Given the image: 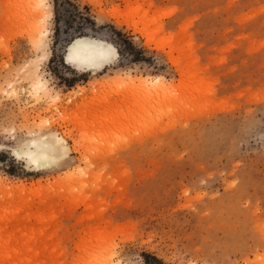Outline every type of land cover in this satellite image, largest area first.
<instances>
[{
    "label": "rangeland",
    "instance_id": "374dc122",
    "mask_svg": "<svg viewBox=\"0 0 264 264\" xmlns=\"http://www.w3.org/2000/svg\"><path fill=\"white\" fill-rule=\"evenodd\" d=\"M40 6L0 0V264H264V0ZM85 35L119 51L98 74L65 62ZM45 134L70 154L36 171Z\"/></svg>",
    "mask_w": 264,
    "mask_h": 264
},
{
    "label": "bare ground",
    "instance_id": "6f19581e",
    "mask_svg": "<svg viewBox=\"0 0 264 264\" xmlns=\"http://www.w3.org/2000/svg\"><path fill=\"white\" fill-rule=\"evenodd\" d=\"M44 1L46 0H39L41 4L40 7L43 6ZM42 8H39L38 12L42 11ZM41 32L43 31H39L38 27H36L34 32L35 37H44L48 33ZM36 44L40 51L42 50V52H45L42 56L48 57L49 52L46 48L47 45L42 37ZM118 57L119 51L113 44L103 39L92 38L85 35L76 37L68 45L65 53V62L80 72L98 74L104 71L107 66L113 64ZM32 66V63L26 66L25 74L32 80L33 93L36 96H40L41 94L50 96V88L47 79L40 74V67L35 66L34 68ZM130 79L129 85L136 82L135 78L131 77ZM146 81L141 82V84H143L141 86L142 89L147 86L148 90L154 92H166L168 90V88L165 87L162 77L158 76L155 79ZM112 82V80H106L105 82H98L95 86H110ZM12 87L14 88V85H12ZM81 90L84 92L86 89L84 86H81ZM69 154L70 147L68 139L60 134H45L40 137L32 138L25 143L22 150H14V155L23 158L27 166L36 171L47 170L58 165L60 162L64 161ZM104 264H121V262L118 260L116 261L113 254H109L106 256Z\"/></svg>",
    "mask_w": 264,
    "mask_h": 264
},
{
    "label": "trees",
    "instance_id": "16d2710c",
    "mask_svg": "<svg viewBox=\"0 0 264 264\" xmlns=\"http://www.w3.org/2000/svg\"><path fill=\"white\" fill-rule=\"evenodd\" d=\"M116 34L120 36L122 33L120 31H117ZM150 257H152L154 260H156L157 264H163V262L160 259H158L156 256L150 255V254H145V261L147 264H155L151 261Z\"/></svg>",
    "mask_w": 264,
    "mask_h": 264
}]
</instances>
